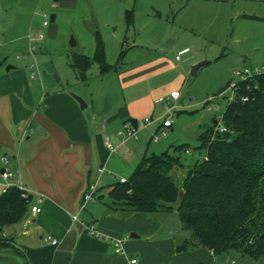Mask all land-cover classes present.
<instances>
[{
	"label": "rangeland",
	"instance_id": "obj_1",
	"mask_svg": "<svg viewBox=\"0 0 264 264\" xmlns=\"http://www.w3.org/2000/svg\"><path fill=\"white\" fill-rule=\"evenodd\" d=\"M50 15L55 20L44 28L42 22ZM98 41L107 65H117L116 73L100 74L94 61ZM74 55L92 62L85 82L71 67ZM203 61L209 63L191 76V68ZM0 62L5 70L23 69L33 83L44 85L46 94L64 93L75 102L73 96L81 98L88 105L82 112L87 124L93 110L100 114L105 108L127 107L146 155L184 144L189 152L183 162L192 164L205 155L197 149L199 135L214 122L222 124L223 97L229 91L222 96L221 90L239 81L235 72L264 67V0H0ZM172 92L180 94L169 110L172 126L154 142L151 137L169 108L154 106V101ZM145 119L152 122L147 127ZM123 150L104 168L108 185L129 180L136 167L134 159L128 170L115 161L130 159L131 153ZM107 189L100 193L105 203L96 202L100 210L111 203ZM161 220L179 244L189 238L176 211L163 213ZM215 261L264 264V258L253 260L235 251L217 254Z\"/></svg>",
	"mask_w": 264,
	"mask_h": 264
},
{
	"label": "crops",
	"instance_id": "obj_2",
	"mask_svg": "<svg viewBox=\"0 0 264 264\" xmlns=\"http://www.w3.org/2000/svg\"><path fill=\"white\" fill-rule=\"evenodd\" d=\"M0 64V174L8 170L14 175L6 182L0 178V194L6 185L19 182L32 196L31 205L40 208L5 229L3 237L12 238L31 264H130L131 259L137 264H216V256L203 248L176 252L180 242L163 228L161 212L144 215L97 207L96 202L106 201L102 191L108 188L107 196L111 186L104 168L114 162V154L121 148L123 154L131 153L130 159L115 160L127 170L132 159L138 164L146 155L138 133L130 140L116 135L132 119L127 107L105 108L100 114L93 110L87 124L77 101L64 93L46 94L44 85L33 83L23 69L5 70ZM161 131L165 132L157 128L154 135ZM105 136L116 146L115 153L105 147ZM93 183L102 187L97 199L82 207L83 195ZM89 226L97 238L89 233ZM114 241L121 243L122 255L115 253ZM0 264H25V259L1 246Z\"/></svg>",
	"mask_w": 264,
	"mask_h": 264
},
{
	"label": "trees",
	"instance_id": "obj_3",
	"mask_svg": "<svg viewBox=\"0 0 264 264\" xmlns=\"http://www.w3.org/2000/svg\"><path fill=\"white\" fill-rule=\"evenodd\" d=\"M129 17L127 13L128 25ZM94 61L101 75L117 69L105 62L99 41ZM91 65L84 55L72 57L71 67L81 82ZM239 87L248 100L235 98L225 105L221 121L228 132H217L213 123L199 135L197 149L205 151L201 161L184 163V144L144 155L129 180L110 186L108 207L144 215L176 211L182 230L190 233L176 252L203 248L215 256L235 251L253 260L264 258V75ZM127 122L137 126L133 119ZM31 202L32 196L23 197L15 186L0 194V247L12 248L25 264H31L27 254L3 232L26 218Z\"/></svg>",
	"mask_w": 264,
	"mask_h": 264
},
{
	"label": "built area",
	"instance_id": "obj_4",
	"mask_svg": "<svg viewBox=\"0 0 264 264\" xmlns=\"http://www.w3.org/2000/svg\"><path fill=\"white\" fill-rule=\"evenodd\" d=\"M43 17H45V15H43ZM50 22V18H46L44 19V21L42 22V26L45 28L49 25ZM39 38H42V36L40 35ZM178 59V57H176ZM31 69H33V66H31ZM264 75V67L261 69H255L253 71H249L247 69L243 70V71H239V72H235L234 73V77L239 78V81L236 83H229L227 85V88L224 90L229 91V94L227 96L223 97V101L224 104H228L231 101H233L235 98H237L239 101L241 102H246L248 100V98L244 95H240L239 93V83H246L248 81L253 80L254 78ZM37 75L35 72H32V77L35 78ZM224 91L222 92V96L224 94ZM180 94L178 92H172L170 93L167 97L165 98H159L156 100V103L158 104H164L166 106H168L169 108L167 109V111L164 113V119L160 125V128L162 129H167L169 127H171L172 125V119L170 118L169 115V110L171 108H175L174 103L179 99ZM222 122V121H221ZM145 125H149L151 122L150 119H145L144 121ZM217 123V122H216ZM217 132L219 133H226L228 132V129L223 125H217L216 129ZM137 133H138V127L132 125L130 122H126L122 125V127L116 132V135L119 136L120 138H122L123 140H130V139H136L137 138ZM160 134H164V131H161ZM154 140H156L158 138V136H153ZM104 145L107 148V150L110 153H115L116 152V146H114L112 144V142L110 141L108 136L104 137ZM7 161L5 160V163ZM100 174L103 173V169H100L98 171ZM14 177L13 173L5 170L0 174V178L3 181H8L11 180ZM120 183H125L126 180L125 179H120L119 180ZM10 186H15L18 189H20L21 191H23V197H27V195L29 194L26 190V188L19 182H16L12 185H6L5 187L2 188V192L3 193L8 187ZM101 184L99 183H93L91 185L88 186L87 191L84 193L83 195V199H82V207H84V204L88 201H93L97 196H98V192L101 189ZM40 202V201H39ZM40 212V208L35 206H30L29 208V213L32 215H35L37 213ZM88 231L91 235H93L94 237H98L97 232L93 229L92 226L88 227ZM52 244H55V241H52ZM114 245V251L116 254L122 255L123 251L121 249V243L119 241H114L113 242ZM130 264H137V260L136 259H131L130 260Z\"/></svg>",
	"mask_w": 264,
	"mask_h": 264
},
{
	"label": "water",
	"instance_id": "obj_5",
	"mask_svg": "<svg viewBox=\"0 0 264 264\" xmlns=\"http://www.w3.org/2000/svg\"><path fill=\"white\" fill-rule=\"evenodd\" d=\"M55 1H56V0H55ZM54 19H55V15H50V23L54 22ZM70 43H71L72 46L75 45V42L73 41V39L71 40ZM208 63H209V62H207V61H203V62L197 63L196 65H194V66L191 68L190 75H191V76H195L196 73H197V70H198L200 67L205 66V65L208 64ZM54 78L56 79V81L59 80V79L56 77V75H54ZM73 97H74V99L78 102L80 109H81L82 111H84V110L87 108V105L85 104V102H84L81 98H79V97H76V96H73ZM215 123H216V122H214V124H215ZM182 196H183V193H182V192H179V199H181ZM130 237H131V238H136V236L133 235V234L130 235ZM11 245H12L13 247H15L16 249L23 251V249H22L21 247H19L18 245H16L15 243H11Z\"/></svg>",
	"mask_w": 264,
	"mask_h": 264
}]
</instances>
